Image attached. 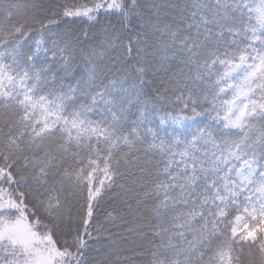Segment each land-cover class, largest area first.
<instances>
[{
  "label": "snow or ice",
  "instance_id": "6c2138e0",
  "mask_svg": "<svg viewBox=\"0 0 264 264\" xmlns=\"http://www.w3.org/2000/svg\"><path fill=\"white\" fill-rule=\"evenodd\" d=\"M35 7L0 0V264H264V0ZM57 15L143 37L101 65L115 32ZM117 187L130 249L94 217Z\"/></svg>",
  "mask_w": 264,
  "mask_h": 264
},
{
  "label": "trees",
  "instance_id": "16d2710c",
  "mask_svg": "<svg viewBox=\"0 0 264 264\" xmlns=\"http://www.w3.org/2000/svg\"><path fill=\"white\" fill-rule=\"evenodd\" d=\"M17 2L20 4L35 5V13L40 14L41 16H51L53 13L63 12V9L60 7V5H91L92 0H17ZM141 2L145 5L146 16H151L153 14L151 5L154 2H171L183 4L184 0H141ZM56 19L61 22V29H59L60 31L64 30L66 27L69 26L64 24L65 20L76 19L77 22L74 26L77 28L83 26V28L90 33L91 41L89 46L96 47L98 52H105L104 48L98 47V45L103 43L105 39V32H115L116 35L113 37L115 46L108 48L105 52V55L98 60V63L101 65L114 63L117 59L121 57H123L124 62H127L130 59V56L125 54L123 46H126L129 43L135 45L136 40L143 37V29L139 27H132V25H125L122 27L118 17L113 15L100 16L99 23H85L80 18L63 17L62 15H57ZM145 23H147L146 20L133 21V25H142ZM130 27H132L131 31H129ZM138 32L141 34L140 37L137 36ZM149 38L150 40L155 39L154 37H151L150 33ZM140 47L141 50H143L144 44H141ZM135 55L136 49L134 47L131 56ZM132 62L135 63L134 60ZM116 75L119 76L120 74L116 73ZM208 83H211V80H209ZM205 106H208L207 103L205 104ZM166 111L169 115L180 114L191 116V113L188 111L181 113L179 107L173 108L171 106H166ZM160 114L164 115V112H161ZM3 117V110H0V123L3 122ZM196 119H200V117H197ZM156 159H159V157H156ZM125 201L133 203L132 197L126 191H122L118 187L115 188L113 191L105 194V199L101 201L99 208H96L94 210V217H97V224L109 229V232L112 233L113 239L116 241L117 244L123 246L124 248L130 249L140 243L139 238L135 234H129L124 231L123 222L121 220L117 219L115 225L112 221L108 220L109 212H112L114 216L122 215L124 217V221H131L133 219L132 213H130L127 207L125 206ZM105 243H108L106 238ZM92 255L95 256L96 253L93 252ZM126 255L129 256L133 264H145L144 260L132 256L130 252L126 253Z\"/></svg>",
  "mask_w": 264,
  "mask_h": 264
}]
</instances>
